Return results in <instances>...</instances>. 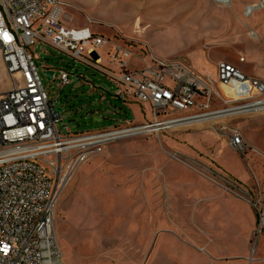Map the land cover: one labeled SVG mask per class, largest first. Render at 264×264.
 <instances>
[{"label":"rangeland","instance_id":"obj_1","mask_svg":"<svg viewBox=\"0 0 264 264\" xmlns=\"http://www.w3.org/2000/svg\"><path fill=\"white\" fill-rule=\"evenodd\" d=\"M61 1L75 25L91 21L107 34L117 28L132 45L134 68L154 59L185 64L213 85V110L248 103H224L234 94L217 82L220 63L264 81V10L244 13L258 0ZM29 50L65 132H99L151 121L147 104L115 98V85L99 71L50 47ZM46 68L56 71L51 81L43 74ZM59 69L83 75L86 82L60 90ZM10 88L0 60V93ZM262 99L264 95L249 102ZM106 108L101 121L87 125V112L99 114ZM250 119H264V110L132 135L91 156L58 190L53 229L61 264H206V254L188 247L195 245L191 236L199 230L213 237L208 244L212 258L237 256L235 264H264V156L247 145L243 153L224 148L221 139L227 137L217 130L224 124L242 133L241 123ZM208 132L215 134L216 148L221 147L218 154L233 163L235 177L246 183L216 169L213 147L202 149ZM254 138L262 148L259 134ZM206 182L219 197L247 202L253 216L231 201L206 205V194L214 192ZM255 202L263 210V223L251 205Z\"/></svg>","mask_w":264,"mask_h":264},{"label":"built area","instance_id":"obj_2","mask_svg":"<svg viewBox=\"0 0 264 264\" xmlns=\"http://www.w3.org/2000/svg\"><path fill=\"white\" fill-rule=\"evenodd\" d=\"M67 7L61 0H0V60L11 80V88L0 93V264H61L53 229L58 190L91 156L141 130L219 120L223 116L209 117L228 110H213V85L179 61L154 59L131 69L135 54L127 40L106 38L87 26L68 27L63 21ZM261 9L264 0L249 15ZM30 47H50L99 71L115 85V98L147 104L151 121L90 133L65 132V126L60 131L62 117L42 85ZM103 49L104 57L99 54ZM44 72H52L54 79V69ZM58 73L60 90L83 78L62 69ZM217 82L234 94L225 104L264 102H249L264 95V83L231 64L218 65ZM217 130L228 138L230 149L245 151L238 129L219 124ZM251 205L263 223V210L257 202Z\"/></svg>","mask_w":264,"mask_h":264},{"label":"crops","instance_id":"obj_3","mask_svg":"<svg viewBox=\"0 0 264 264\" xmlns=\"http://www.w3.org/2000/svg\"><path fill=\"white\" fill-rule=\"evenodd\" d=\"M71 5L73 7H76L73 3ZM261 10H264V9H261ZM261 10H259V11H261ZM63 21L65 22V24L68 27H71V28H79V27L87 26L91 29L92 32L99 34V35H102L106 38L115 39V40L116 39L117 40L118 39H125V36L117 28H112V30L110 32H108V34H107L105 32V30H102L101 28L95 26L94 24H88L85 21H84V24L82 26L75 25L74 23H72L71 17L66 14V8L64 9ZM140 59L143 60L142 58H140ZM131 62L132 61H130V64H132ZM131 66H132L131 69H133L134 68L133 65H131ZM247 77H250V76H247ZM251 78L258 79L257 77H251ZM258 80H260V79H258ZM260 81H262V80H260ZM75 82H77L78 86H79V85H83L86 81L84 78H82L81 80L75 81ZM262 82L264 83V81H262ZM93 115H97V114L93 113ZM241 124H242V128H244V129H243L242 133L240 132V134H241L242 140L246 143L245 145L251 147L252 149H254L256 151H258V153H260V155L264 156V119H250L247 121H243ZM62 126H64V125H62ZM62 126L59 129H62ZM257 134H259V136H260V143H261L262 148L256 146L257 144L254 140L255 139L254 137ZM203 138H205L204 140L207 141V144L205 146H203L204 148L202 147V149L213 147V155H214L213 160H214V163L216 164V169H218L222 173H225L226 175L230 176L231 178L235 179L236 181H238L240 183H243V184L246 183L248 180L246 181V180H240V179L236 178L239 176L235 175L233 163L225 160L221 156V154H218V152L221 151V147L219 146L218 147L219 149L216 148L215 134L208 132L207 135H205ZM221 140L224 141L223 147L226 149H230L228 144H227L228 138H223ZM230 150H232V149H230ZM234 152H236V151H234ZM256 170L259 171V169L257 167H256ZM206 184L208 186H210L211 188L212 187L214 188V192L206 194V199H203V200H206V202H205L206 205L209 206L211 203H213L217 200H222V201L224 200L225 202L228 201L229 203L231 201V202L239 203L240 205H242L246 210H248V212H250V215L253 216V211L251 210V208L247 204V202L236 199V198H232V197H225L222 195H221V197H219L218 191H216L215 187L212 186L211 184H209L208 182H206ZM199 232H201V233H198V234L195 233L191 236L192 237L191 240L194 241L195 245H189L188 247L195 249L197 251V254H202V253L206 254V256H208V259H210L209 261L207 259L208 262H206V264H221V263H226V262L228 264H235V262H237V260H240V259L236 258L237 256H226V257H221V256L219 257L218 256V257L212 258L210 256V254L208 253L209 248H211V246L208 244H210V243H212V241H214L213 237H211L209 233H207L203 230H199ZM243 262H246V261H243ZM168 264H174V263H168ZM191 264H205V263H204V260H201V261L197 260L194 263L191 262ZM243 264H245V263H243Z\"/></svg>","mask_w":264,"mask_h":264},{"label":"bare ground","instance_id":"obj_4","mask_svg":"<svg viewBox=\"0 0 264 264\" xmlns=\"http://www.w3.org/2000/svg\"><path fill=\"white\" fill-rule=\"evenodd\" d=\"M217 2L221 3H228V0H216ZM254 5H249V6H246L244 8V13L249 15L252 8H253ZM264 110V102H261V103H255L253 105H250V106H246V107H233V108H230L228 110H225L223 111L222 113L218 114V115H214V116H210L209 118L213 119L216 118V117H224V116H228V115H232V114H239V113H246V112H258V111H262ZM200 120L197 119V120H192L190 122H182V123H179V124H165L164 128H170V127H174V126H183V125H186L187 123H197L199 122ZM157 130L156 128L154 129H146L145 131L144 130H141L138 134H144V133H149V132H152V131H155Z\"/></svg>","mask_w":264,"mask_h":264},{"label":"water","instance_id":"obj_5","mask_svg":"<svg viewBox=\"0 0 264 264\" xmlns=\"http://www.w3.org/2000/svg\"><path fill=\"white\" fill-rule=\"evenodd\" d=\"M43 74L47 77L48 80H51V78H52V72H44ZM106 113H108V108L104 109L103 111H101L97 115H93L92 112H87L86 113V117L88 118L87 125H90L92 123L101 121L103 115H105ZM60 131H62V129H60Z\"/></svg>","mask_w":264,"mask_h":264}]
</instances>
